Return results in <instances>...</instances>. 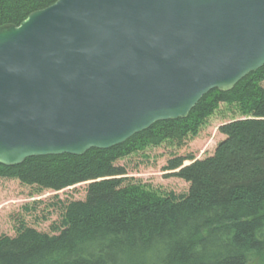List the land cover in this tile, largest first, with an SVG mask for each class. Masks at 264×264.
<instances>
[{
    "label": "water",
    "instance_id": "95a60500",
    "mask_svg": "<svg viewBox=\"0 0 264 264\" xmlns=\"http://www.w3.org/2000/svg\"><path fill=\"white\" fill-rule=\"evenodd\" d=\"M264 66V0H56L0 26V163L186 118Z\"/></svg>",
    "mask_w": 264,
    "mask_h": 264
},
{
    "label": "trees",
    "instance_id": "16d2710c",
    "mask_svg": "<svg viewBox=\"0 0 264 264\" xmlns=\"http://www.w3.org/2000/svg\"><path fill=\"white\" fill-rule=\"evenodd\" d=\"M55 1L0 0V26L19 25ZM263 83L264 66L229 91H209L186 118L159 121L108 149L0 163V178L38 192L88 183L84 199L60 202L53 233L24 221L14 236L0 233V264H264ZM220 104L235 105L241 116L219 126L224 138L214 153L173 156L164 166L189 183L188 193L127 183L119 160L196 136Z\"/></svg>",
    "mask_w": 264,
    "mask_h": 264
},
{
    "label": "rangeland",
    "instance_id": "374dc122",
    "mask_svg": "<svg viewBox=\"0 0 264 264\" xmlns=\"http://www.w3.org/2000/svg\"><path fill=\"white\" fill-rule=\"evenodd\" d=\"M240 116L235 105L220 104L196 136L190 135L181 142L165 139L149 144L117 163L127 168V183L140 184L160 194H186L189 183L164 170L168 160L173 156L192 155L200 159L212 155L224 138L219 126ZM87 186L88 183H81L60 191L38 192L36 187L0 178V233L14 236L22 221L40 231L53 233L52 226L60 221V202L84 199Z\"/></svg>",
    "mask_w": 264,
    "mask_h": 264
}]
</instances>
